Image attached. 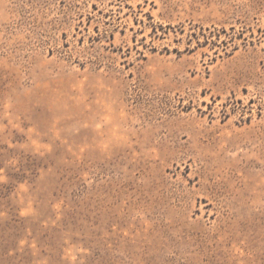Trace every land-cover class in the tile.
Masks as SVG:
<instances>
[{
  "label": "rangeland",
  "instance_id": "1",
  "mask_svg": "<svg viewBox=\"0 0 264 264\" xmlns=\"http://www.w3.org/2000/svg\"><path fill=\"white\" fill-rule=\"evenodd\" d=\"M0 264H264V0H0Z\"/></svg>",
  "mask_w": 264,
  "mask_h": 264
}]
</instances>
